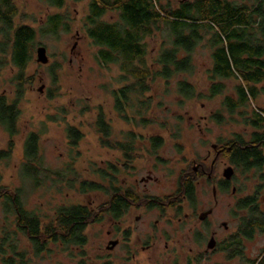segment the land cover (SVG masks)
Returning <instances> with one entry per match:
<instances>
[{
    "label": "rangeland",
    "instance_id": "1",
    "mask_svg": "<svg viewBox=\"0 0 264 264\" xmlns=\"http://www.w3.org/2000/svg\"><path fill=\"white\" fill-rule=\"evenodd\" d=\"M157 1L173 9L181 0ZM230 1L249 3L250 0ZM14 4L17 8L15 24L32 27L36 36L25 72L28 82L18 105L17 134L12 138L14 148L8 158H0V194L18 192L23 208L37 213L42 222L48 221L58 207L69 205L87 206L96 217L100 215V221L87 225L84 231L87 240L82 248L70 246V249H66L61 243H49L46 250L35 256L26 235L17 231L12 224L14 215L5 213L4 199L0 195V228L16 232L17 251L25 253L26 264H79V261L85 264H251L260 257L264 252V234L259 233L250 240L242 239L240 245L230 246L228 251L222 250L226 244L223 238L234 228L239 230L242 218H247V211L236 209V202L252 194L256 178L241 174L231 165L235 170L234 177L226 192L217 191L214 202L212 180L214 183L222 180L221 174L230 164L224 157L216 156L212 147L217 145L221 148L220 143L235 134L248 139L251 128L245 126L242 111L237 109L229 114L223 105L225 96L236 98L235 87L240 80L219 81L211 77V49L207 45L210 32L201 34L202 39L192 54L193 71L180 73L168 81L155 78L149 83V91L140 100L149 99L148 106L146 110L140 107L141 112L137 113L146 121L141 123L135 103L134 109L127 112L130 118H135L134 123L130 124L113 108V92L122 85L118 68L97 63V47L85 33L84 18L88 14L89 0H66L60 9L46 0H14ZM54 14L63 16L68 31L61 29L53 35L44 34L47 18ZM103 19L115 22L118 16L115 12H109ZM170 37L169 27L159 23L154 36L145 39L147 65L157 66L155 58L162 48L170 47ZM38 47L46 49V64L36 61ZM15 73L16 69L11 64L0 68V95L14 97L11 78ZM181 81L194 87L196 97L181 99L177 93V83ZM217 82L223 85L222 93L213 97L210 90ZM257 89V98L244 109L247 116L254 109H264V83L257 85ZM100 109L110 125L112 140L123 143L127 132H133L136 137L133 159L124 169L123 154L100 145V135L95 126ZM216 114L222 117L221 121L215 119ZM68 126H73L82 134L75 146L67 138ZM29 133L39 135L42 166L38 174L41 182L37 186L21 175L24 140ZM153 137L162 139L161 146L155 151L150 142ZM7 142L8 134L0 126V152L6 150ZM199 156L204 171L213 177L210 181L204 174L200 177V185H197L200 192V201L194 206L197 214L213 208L212 215L205 223L199 224L197 216L193 220H184L183 215L189 211L186 209L179 213L181 221L169 209L163 215L159 211L145 212L141 222H138L135 218L140 211L132 208L120 220L122 223H118L104 213L109 200L108 192L80 191L81 181L100 183L99 171L107 170L112 164L120 170L117 178L122 188L131 189L133 193L140 192L148 198H166L179 189L182 177L194 173ZM55 173H62L63 178L57 179ZM148 176L152 180L141 182L142 178L147 179ZM102 185L108 186L107 182ZM231 188L235 189V194H231ZM261 190L259 197L264 203V188ZM155 221H158L157 225ZM222 223L228 226L226 231ZM141 229L147 232L144 238L139 234ZM212 230L217 231L216 239L221 243V249L205 253L208 234ZM110 231L113 235L109 234ZM151 234L153 238L149 239ZM139 236L144 240L141 244ZM127 237L128 240H125ZM115 238L120 239L121 246L107 248L108 241ZM147 244H151L149 251H142L140 246ZM231 252L239 255L229 257ZM196 253L203 258L195 260L193 256Z\"/></svg>",
    "mask_w": 264,
    "mask_h": 264
},
{
    "label": "trees",
    "instance_id": "2",
    "mask_svg": "<svg viewBox=\"0 0 264 264\" xmlns=\"http://www.w3.org/2000/svg\"><path fill=\"white\" fill-rule=\"evenodd\" d=\"M50 5L60 9L66 0H46ZM80 1V0H74ZM248 2V1H247ZM237 3L228 0H185L176 8H167L157 0H89L88 14L84 18L85 33L97 47L95 60L100 66L115 65L119 71L122 85L113 92V108L126 123H134V117L127 112L134 109L140 113V107L146 110L148 101H140L149 91V83L155 78L168 81L180 73H190L194 66L192 54L202 39L203 32L211 34L208 47L211 49V77L215 80H240L235 87L236 98L225 96L223 105L229 114L235 110L242 111L245 126L251 128L246 139L235 134L231 139L222 141L224 150L221 157L233 165L241 174L264 179V109H254L247 116L245 107L257 98V85L264 83V0H250L249 3ZM115 12L118 20L105 21L103 17ZM17 8L14 0H0V68L11 64L16 73L11 78L14 97L0 95V126L8 134L6 150L0 152V158H8L14 148L13 136L17 134L19 103L25 91L26 69L31 60V46L36 32L25 24L16 25ZM159 23L169 27L170 47L162 48L155 58L156 67L147 65V44L145 39L153 37ZM68 31V25L60 14L47 18L44 34H56L59 30ZM221 82L213 84L210 93L216 96L222 93ZM177 93L183 100L196 97L194 87L186 81L177 83ZM140 116L141 123L146 118ZM217 121L222 117L215 116ZM95 126L100 135V145L104 148L118 150L123 154L124 167L129 166L134 152L135 135L127 132L126 141L118 142L110 138L111 128L105 114L98 111ZM67 138L72 146L82 138L79 130L73 126L66 129ZM152 150H157L162 139L150 140ZM24 163L21 175L29 178L37 186L42 166L39 153V135L29 133L24 140ZM119 168L110 164L107 170H100L99 182L81 181L80 191L108 192L109 200L105 214L113 220H119L128 207L135 201L131 189L118 185ZM54 176L60 180L62 173ZM55 178V179H56ZM213 179V177H212ZM197 176L187 174L179 183V190L184 191L190 202L195 201ZM107 182L108 186L102 185ZM214 184V179L212 180ZM229 181L221 180L219 191L226 192ZM108 190V191H106ZM2 189H0V192ZM5 213L14 215L17 231L26 235L34 255L46 250L49 243H61L66 249L70 246L82 248L86 244L84 231L93 221H100L94 211L83 205L58 207L48 221L42 222L34 211L23 208L18 192H3ZM237 209L247 211L248 217L242 218L240 236L230 246H238L242 238L251 236L253 227L264 232V211L259 209L255 196H246L238 201ZM253 225L252 229L251 226ZM250 226V227H249ZM16 232L9 228H0V264H26L25 253L17 251ZM9 254L11 255L9 257ZM79 264H85L79 261ZM251 264H264V255Z\"/></svg>",
    "mask_w": 264,
    "mask_h": 264
},
{
    "label": "flooded vegetation",
    "instance_id": "3",
    "mask_svg": "<svg viewBox=\"0 0 264 264\" xmlns=\"http://www.w3.org/2000/svg\"><path fill=\"white\" fill-rule=\"evenodd\" d=\"M185 0H181L180 2H179V4L180 3H182V2H184ZM228 1H230V0H228ZM213 150H215L214 152H216V156H219V155H221V154H223V149L222 148H218V146L217 145H213ZM196 166H195V169H193V174L192 175H196L197 176V181H196V184H195V186H196V190H195V201L192 203V202H190V199L186 196V194L184 193V191H181V190H179V189H177L176 191H175V193L174 194H172V195H170V196H165L166 198H164L163 196L162 197H151V198H148L147 196H145V195H141L140 194V192H135L134 194H135V201L133 202V203H131V205L128 207V209L123 213V215L121 216V218L119 219V220H114V221H118V223H122V221H120L123 217H125L126 216V214L128 213V211L132 208V209H135L136 211L138 210V211H140V215H138L136 218H135V220H137L138 222H141V219H142V215L145 213V212H152V211H159L160 212V214L161 215H163V214H165L166 212H167V210H172V211H174L175 213H174V217L175 216H177L178 215V217H177V220L178 221H181L182 219L180 218V214L179 213H182V211H183V209H186V210H189L188 212H186L184 215H183V219L184 220H187V219H189V218H191V220H193L194 219V217L195 216H197V221L199 222V224L200 223H205L206 222V220L208 219V217H210L211 215H212V213H213V208H209L208 210H212V212H211V214H209L204 220H200L199 219V216L203 213H201V212H199L198 214H197V211H196V206H195V204H197V201L199 200L200 201V192L198 193V189H197V185L199 184L200 185V177H203V175L205 174V176H206V179L207 180H210L212 177H211V174H207L205 171H204V167L203 166H201V164H200V156H199V159L197 160V163L195 164ZM228 166H231V164L230 165H228ZM233 166V165H232ZM231 166V167H232ZM233 168V167H232ZM235 168V167H234ZM234 168H233V170H234ZM236 170V169H235ZM235 170H234V173H235ZM221 176H222V174H221ZM232 177H234V175L232 176ZM232 177H231V179H232ZM230 179V180H231ZM150 180H152V177L151 176H148V178L147 179H144V178H142V180H141V182H144V183H146V182H148V181H150ZM222 180L223 181H226L225 179H223V177H222ZM211 181V180H210ZM259 181H260V183L261 184H259V185H257L256 184V182L257 183H259ZM220 182H221V180L219 179L216 183H214V184H211V192H212V196H213V198H214V202L216 201V195H217V191L219 190V185H220ZM230 182V181H229ZM254 184H255V186H253L254 188H252V194H251V196L253 197V196H255L256 197V203L258 204V206H259V209L260 210H263L264 211V203H263V201H261L260 199L262 198V197H259V194H260V192H262V188H264V179L263 180H260V178H256L255 179V182H254ZM260 185H261V189H259V187H260ZM234 188H231V194H235L236 192H235V189L233 190ZM258 201H260V202H258ZM237 204H238V200H237V202H236V209H237ZM195 206V207H194ZM262 206H263V208H262ZM207 210V211H208ZM247 217H248V212H247ZM157 223H158V221H155V225H157ZM241 225H242V220H241V222H240V226H239V229H240V227H241ZM222 226H223V228H224V230L226 231L227 229H228V226L226 225V223H222ZM250 227V226H249ZM252 227H253V225L251 226V229H252ZM128 233L129 232H127V235H128ZM142 233V234H141ZM240 232H239V230H237L236 231V229L234 228V230L232 231V232H230L229 234H228V236L227 237H224L223 238V240H224V242H226V244L224 245V248L222 249L223 251H228L229 250V244H230V242H235L236 241V239H237V237H239L240 236V234H239ZM257 233H259V234H264V232H261L259 229H256V227H253V231H252V234H251V236L250 237H248V238H242L243 240L244 239H246V240H250V239H252L253 237H254V235L255 234H257ZM109 234H112L113 235V232L112 231H110L109 232ZM139 234H140V236L142 237V238H144V235H146L147 234V232H145L144 230H140V232H139ZM196 235H197V237H198V233H196ZM209 239H208V241H207V244H206V248H207V245H208V243H209V241L211 240V239H213V242H214V246H213V248L212 249H208L207 248V251H205V253H207V252H209L210 250L211 251H217V250H220L221 249V243L216 239V237H217V231L216 230H212L211 232H209ZM138 237V240H139V243L141 244L144 240H141V237ZM151 237V238H150ZM123 238V237H122ZM153 238V235L151 234L150 236H149V239H152ZM202 239V238H201ZM200 239V240H201ZM242 239H240L241 240V242H243V240ZM125 240H128V237L127 238H125ZM199 240V241H200ZM229 240V241H228ZM233 240H235V241H233ZM121 241H122V239H121ZM111 242H115L116 244L113 246V247H111V245H110V243ZM197 242H198V240H197ZM136 243V245H138L139 243H137V242H135ZM121 242H120V239H116L115 238V240H109L108 241V243H107V248H110V249H113V248H115V247H117V246H121ZM150 247H151V244H147V245H145V246H140V248L142 249V251H149V249H150ZM229 257H234L235 255H239V253H236V252H231V253H229ZM264 255V252L262 253V255L260 256V257H262ZM11 255L9 254V257H10ZM194 257V259L195 260H201V258H203V256L200 254V253H196L195 254V256H193ZM200 257V258H199ZM260 257H258L257 259H255V260H258ZM133 258H134V256H133ZM190 259V258H189ZM191 260V259H190ZM252 263V262H251ZM187 264H190V263H187Z\"/></svg>",
    "mask_w": 264,
    "mask_h": 264
},
{
    "label": "water",
    "instance_id": "4",
    "mask_svg": "<svg viewBox=\"0 0 264 264\" xmlns=\"http://www.w3.org/2000/svg\"><path fill=\"white\" fill-rule=\"evenodd\" d=\"M36 61L38 63H41V64H46L47 61H48V57L46 55V49L44 47H38L36 49ZM39 91L41 92L42 91V87L39 89ZM234 174V170L231 166H227L224 170H223V173H222V177L223 179H225L226 181H230L231 177L233 176ZM234 190V189H233ZM212 210H208L206 212H203L200 216H199V219L200 220H204L209 214H211ZM116 243L115 242H111L110 245L111 247H113ZM214 246V242H213V239H211L207 245V248L208 249H212Z\"/></svg>",
    "mask_w": 264,
    "mask_h": 264
}]
</instances>
